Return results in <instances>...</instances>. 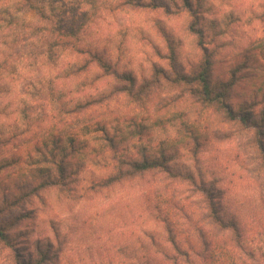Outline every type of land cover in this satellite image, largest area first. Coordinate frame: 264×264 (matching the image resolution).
Here are the masks:
<instances>
[{
  "label": "rangeland",
  "instance_id": "rangeland-1",
  "mask_svg": "<svg viewBox=\"0 0 264 264\" xmlns=\"http://www.w3.org/2000/svg\"><path fill=\"white\" fill-rule=\"evenodd\" d=\"M46 1L56 3V15L41 29L37 21L32 29L0 24V227L9 234V243L0 239V264H129V253L141 251L143 232L152 226L148 211L156 189L177 195L192 211L203 209L199 188L160 172L93 191V184L112 172L99 122L119 126L134 156L135 126L144 125L155 151L162 144L176 151L172 170L200 175L198 184L218 201L226 198L225 206L257 234L264 227V98L254 94L264 80V0H205L209 20L221 31L205 41L213 56V80H231L230 68L240 66L225 104L209 102L200 85L180 80L193 76L205 56L190 29L194 18L180 3ZM70 29L77 30L78 43L109 54L135 86L115 76L66 78L77 58L60 45L61 33ZM123 86L128 91L119 90ZM84 96L102 100L91 110L69 112ZM230 109L248 112L250 124L231 121ZM54 135L65 144L78 135L110 165H96L90 155L70 185L73 193L66 191L69 184L38 190L36 178L43 182L47 170L56 172L51 158L45 160L54 149ZM49 240L53 259L34 261L31 256L46 250Z\"/></svg>",
  "mask_w": 264,
  "mask_h": 264
},
{
  "label": "trees",
  "instance_id": "trees-1",
  "mask_svg": "<svg viewBox=\"0 0 264 264\" xmlns=\"http://www.w3.org/2000/svg\"><path fill=\"white\" fill-rule=\"evenodd\" d=\"M171 1L175 6H179L178 3H180L192 15L194 20L190 29L196 33L199 45L205 52L203 60L196 64L193 76H182L180 80L200 85L209 102L225 104L230 97V91L236 85L235 77L240 71V66L230 68L231 80L226 81L223 78L216 82L213 80V56L205 47V41L208 35H211L213 39L219 37L221 31L214 20L208 18L210 9L207 2L205 0ZM56 8V3L52 2L48 6L46 0H0V24L32 29L33 22L37 21L39 23L37 27L41 29L40 27H44L45 23L54 20ZM76 31L70 29L61 33L60 45L65 49L74 50L77 56L73 64H70L64 72L66 78H77L84 74L90 75L89 77L93 79L94 77L103 79L115 76L117 79L135 86V79L120 72L112 63L109 54L98 51L93 44L78 43L79 34ZM170 49L175 53L176 46L173 41H170ZM251 59L252 57L248 58V61ZM248 61L244 65H247ZM253 65L254 63L251 66ZM86 83L88 82L86 81ZM126 87L123 86L119 90L125 88L123 91H128V86ZM256 87L260 88L255 91L254 99H263L264 80ZM104 94L100 96L105 97ZM100 100H102L100 97L84 96L72 102L73 105L68 111L70 112L72 108L74 109L71 110V113L91 110ZM227 115L231 121L239 119L244 125L250 124L248 116L250 114L243 110L230 109ZM261 121L264 120L261 119ZM135 127L137 131L134 137H138L139 142L131 147L137 150V156H134L130 151L131 148L125 140L121 139L124 135L119 126H109V123L99 122L97 132L101 133L102 141L106 146L105 151L112 155L110 157L112 172L105 179L93 184L92 190H108L152 172H160L166 175L169 180L182 181L189 184L191 188H199L198 192H195L200 193L199 196L204 202V207L199 212L192 211L176 199L177 195H170L167 191L163 193L160 189H156L153 197L156 200H152L154 204L148 211V217L150 216L152 219L150 220L152 226H148L143 232V241L139 243L141 251L129 253L128 263L264 264V227L257 234H252L253 231L250 230L247 221L232 211L229 206H225L226 198H219L218 201L214 192L198 184L197 178L200 175H196L192 169L177 168L176 171L172 170L176 165L174 149L162 144L159 151H155V146L152 145L153 139L147 137V128L140 124ZM194 137L196 139V136ZM54 138V149L45 157V160L47 162L51 158L49 162L56 172L52 173L47 170L49 175L43 179V182H41L40 176L36 178L40 182L36 186L38 190L69 184L66 191L69 194L73 193L70 185L78 181L80 172L90 155H93L91 160L96 165H110L107 156L97 153V149L87 141H82L78 135L68 137V144H65L64 138L58 135H54ZM6 231L8 230L0 227V239L9 243V234ZM58 238H60L59 233ZM52 245L51 240L47 241L46 250H40L36 256L32 255V259L39 262L48 260V257L53 259ZM56 259L60 260V258Z\"/></svg>",
  "mask_w": 264,
  "mask_h": 264
}]
</instances>
